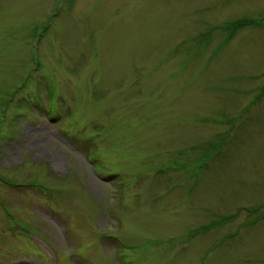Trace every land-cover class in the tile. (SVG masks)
<instances>
[{
  "label": "rangeland",
  "instance_id": "1",
  "mask_svg": "<svg viewBox=\"0 0 264 264\" xmlns=\"http://www.w3.org/2000/svg\"><path fill=\"white\" fill-rule=\"evenodd\" d=\"M0 264H264V0H0Z\"/></svg>",
  "mask_w": 264,
  "mask_h": 264
},
{
  "label": "trees",
  "instance_id": "2",
  "mask_svg": "<svg viewBox=\"0 0 264 264\" xmlns=\"http://www.w3.org/2000/svg\"><path fill=\"white\" fill-rule=\"evenodd\" d=\"M236 22H239V20L236 21ZM236 22H235V23H236ZM229 24H230V23H228L227 25H229ZM227 25H226V26H227ZM236 27H238V26H235V28H236ZM218 134H219V133H218ZM218 134H216V135L219 136L220 134H219V135H218ZM217 136H216V137H217ZM214 146H216V145H214ZM210 147H213V145L209 142L208 149H209ZM208 149H207V150H208ZM232 217H234V216H233V215H230V216H228L227 218H232Z\"/></svg>",
  "mask_w": 264,
  "mask_h": 264
}]
</instances>
